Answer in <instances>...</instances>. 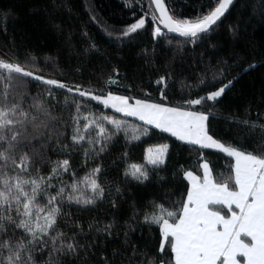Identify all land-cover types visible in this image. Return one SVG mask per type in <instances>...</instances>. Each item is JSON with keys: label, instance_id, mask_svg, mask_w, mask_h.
Masks as SVG:
<instances>
[{"label": "snow or ice", "instance_id": "6c2138e0", "mask_svg": "<svg viewBox=\"0 0 264 264\" xmlns=\"http://www.w3.org/2000/svg\"><path fill=\"white\" fill-rule=\"evenodd\" d=\"M236 3L237 0H208L206 10L201 9L192 18H182L174 14V9L170 10L166 0H149L151 36L158 40L167 29L184 38L178 44L195 45L213 31ZM125 6H130L128 0ZM51 7L68 5L63 0H53ZM11 13V8L3 10L5 24L0 32L4 36L8 35L7 18ZM148 15L145 11L121 28L109 31L106 26L105 30L123 41L145 28ZM245 16L248 22L257 18L264 22V0H241L239 18L228 25L233 37L239 36L240 21ZM55 26L62 30V25ZM82 36L88 40L82 55L99 52L87 32ZM66 43L71 47V35ZM5 47L7 51L0 54V264H264V101L256 109V119L251 118V101L243 115L223 116L227 125L224 137L217 138L208 124L210 117L215 118L213 108L241 73L254 70L264 60L257 62L253 58L247 63L243 54L233 48L214 62H205L202 52L203 75L197 74L195 87L211 90L170 106L115 94L111 86L118 83V68L107 76L93 68L99 87L91 79L87 85H70L44 75L39 57L33 50L18 46L14 37ZM209 47L216 45L210 43ZM53 60L46 57L44 67ZM75 71L83 74L80 66ZM168 79L167 75L159 76L157 86L166 84ZM34 82L46 87V91L33 93L30 85ZM52 86L66 90L63 100L53 95ZM187 86L191 96L193 85L189 82ZM131 88L128 85L129 91ZM165 91L161 90L162 100ZM90 101L103 107H94ZM209 101L213 104L207 111L192 109ZM57 106L71 112L70 121L60 118L59 124L54 123L58 119L53 115ZM106 109L114 111L109 113ZM127 117L141 123L133 124ZM69 127L71 143L61 144L60 138ZM153 129L187 145L199 146L203 176L184 170L188 181L186 196L170 202L169 207L152 199L142 216L135 201L129 202V212L122 220L117 215L125 198L124 188L117 183L114 191L112 187L106 190L98 177L102 164L89 168L82 177H77L73 169L71 179L65 180L71 167L69 159L52 161L47 155L55 138L54 147L83 149L87 166L89 159H100L101 154L110 151L121 132L125 141L131 143ZM204 149L225 154L227 165L221 173L222 180L213 176ZM168 150V143L150 145L144 150L145 163L126 165L124 179L144 184L155 171L157 182L163 180L159 170L166 165ZM45 164L50 165L47 175L43 172ZM106 198L111 208L107 222L96 216L85 222L65 211L73 206H77L78 212L89 210ZM144 226L157 241L156 251L151 254L147 239L144 246L133 240L137 229L144 238Z\"/></svg>", "mask_w": 264, "mask_h": 264}, {"label": "trees", "instance_id": "16d2710c", "mask_svg": "<svg viewBox=\"0 0 264 264\" xmlns=\"http://www.w3.org/2000/svg\"><path fill=\"white\" fill-rule=\"evenodd\" d=\"M63 2L68 7L53 9L51 7L53 0H0V29H3L5 24L3 10L12 9L11 15L7 18L8 35L4 36L0 32V54L7 51L5 46L14 37L18 46L33 50L39 57L44 75L60 78L70 85L73 82L87 85L91 79L92 83L99 87L93 68L97 72L102 71L105 76L113 73L114 68H118L119 74L116 77L118 83L111 86L114 93L132 95L135 98L149 99L157 103L164 102L170 106H177L178 102L185 99L198 98L199 95H204L206 91L211 90H199L195 87L197 74L203 75L201 72L203 64L200 63L202 52L205 54V62L209 59L214 62L218 56H223L233 48L243 54L247 63H251L253 58L257 62L264 60V22H261L259 18L248 22L245 16L240 21L238 37H233L228 31V25L234 24L239 18L241 0H237L236 5L225 14L213 31L204 35L202 41L195 45L178 44L177 41H182L184 38L169 33L166 29H164L165 35L158 40H153L149 0H141V2L128 0L129 7L125 6V0H63ZM166 3L170 10H175V15L192 18L201 9H207L208 0H166ZM145 11L149 12L145 28L132 34L131 38H124L121 41L117 39L115 33L109 35L105 30L106 26L109 31L113 27L121 28L124 24L133 22L134 18H139ZM57 24L62 25V30L57 29L55 26ZM85 32L95 42L99 52L82 55L88 43V40L82 36ZM69 35H71V47L66 43ZM210 43L215 44L216 47L210 48ZM48 56L53 57L54 60L44 67L45 58ZM77 66L83 69L82 75L75 71ZM161 75H167L170 79L166 84L161 83L157 86L156 81ZM189 82L193 85L191 96L187 86ZM130 84L132 88L129 91ZM30 88L33 93L46 91V87L40 86L39 82L32 83ZM52 88L53 95L63 100L66 90L55 86ZM162 89H166L163 100ZM249 101H251L252 109L251 118L256 119V109L260 107L261 101H264V64H258L254 70L241 73L234 86L220 98L219 103L213 108L215 118L210 117L208 121L210 131L217 138L224 137V129L227 125L222 117L229 113L243 115ZM90 104L94 107H103L97 106L95 101H90ZM212 104L213 102L209 101L204 105L192 106V109L207 111ZM106 111L112 113L114 110L106 109ZM261 111H264V108H261ZM53 115L58 117L55 124L60 123V118L64 121H70L71 118V112L62 111L60 106L54 109ZM127 119L133 124L141 123L132 117ZM70 134L69 127L66 135L60 138V143L70 144ZM160 143L169 144L166 165L160 166L159 170V175L164 179L157 182V173L152 171V178L144 184L131 178L125 180L123 170L126 165L144 164V150L150 145ZM55 145L54 138L48 147L47 155L52 161L69 159L71 167L64 177L65 180L71 179L73 169L76 170L77 177H82L89 168H94L97 163H100L103 168L98 174L99 182L105 186L106 190L112 187L114 191L117 183L123 186L125 198L120 202L121 208L117 213L121 220L129 212L130 201H135L142 216L147 202L152 199L165 203V206L169 207L170 202L179 200L181 195L186 196L188 181L183 176L184 170L193 171L198 176L202 175L199 167V146L177 141L170 134L162 133L160 130L153 129L148 135H141L138 140H132L131 143L125 141L124 133L121 132L119 140L111 145L110 151L101 154L100 159H89L87 166L84 162L83 149L62 150L54 147ZM85 147H87L86 144ZM124 152H127L126 157L123 156ZM203 152L205 159L210 162L213 176L222 180L221 173L225 171L227 165L225 154L216 149H204ZM118 155L119 159H117ZM151 168L152 166H149L150 170ZM49 171L50 165L45 164L44 174L47 175ZM55 183L56 181L53 180V184ZM105 195L107 197V191ZM148 207L150 210L151 206L148 205ZM65 211H71L73 216H78L85 222L92 216L107 222L111 215L108 198L89 210L78 212L77 206H73L71 209L66 208ZM143 233L144 238L137 229L133 240L144 246L147 239V250L151 254L156 251L157 241L147 226H144ZM155 235L158 236V228L155 229Z\"/></svg>", "mask_w": 264, "mask_h": 264}, {"label": "rangeland", "instance_id": "374dc122", "mask_svg": "<svg viewBox=\"0 0 264 264\" xmlns=\"http://www.w3.org/2000/svg\"><path fill=\"white\" fill-rule=\"evenodd\" d=\"M115 94H117V95H124V94H119V93H115ZM154 145H156V144H154ZM149 147V146H148Z\"/></svg>", "mask_w": 264, "mask_h": 264}, {"label": "water", "instance_id": "95a60500", "mask_svg": "<svg viewBox=\"0 0 264 264\" xmlns=\"http://www.w3.org/2000/svg\"><path fill=\"white\" fill-rule=\"evenodd\" d=\"M154 7V6H153ZM167 30V29H166ZM172 34H175V35H178L179 36V34H177V33H172Z\"/></svg>", "mask_w": 264, "mask_h": 264}, {"label": "crops", "instance_id": "0c3cea01", "mask_svg": "<svg viewBox=\"0 0 264 264\" xmlns=\"http://www.w3.org/2000/svg\"><path fill=\"white\" fill-rule=\"evenodd\" d=\"M202 170V169H201ZM203 176V170H202V175H201V177Z\"/></svg>", "mask_w": 264, "mask_h": 264}]
</instances>
